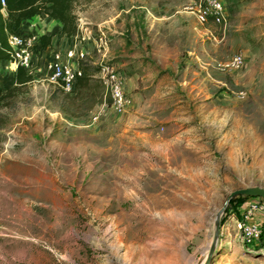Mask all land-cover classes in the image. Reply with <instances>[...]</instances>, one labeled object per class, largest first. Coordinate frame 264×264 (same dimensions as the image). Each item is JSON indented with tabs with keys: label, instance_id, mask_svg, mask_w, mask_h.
I'll list each match as a JSON object with an SVG mask.
<instances>
[{
	"label": "rangeland",
	"instance_id": "1",
	"mask_svg": "<svg viewBox=\"0 0 264 264\" xmlns=\"http://www.w3.org/2000/svg\"><path fill=\"white\" fill-rule=\"evenodd\" d=\"M191 1H73L76 20L108 28L107 63L131 102L87 118L103 91L90 63L78 95L43 61L18 85L0 108V264H264V214L252 247L230 218L264 205L244 194L221 212L206 263L225 195L264 189V0H224L226 23L205 26ZM31 20L60 36L44 11ZM239 51L241 69L217 67ZM14 71L0 68L1 89Z\"/></svg>",
	"mask_w": 264,
	"mask_h": 264
},
{
	"label": "built area",
	"instance_id": "2",
	"mask_svg": "<svg viewBox=\"0 0 264 264\" xmlns=\"http://www.w3.org/2000/svg\"><path fill=\"white\" fill-rule=\"evenodd\" d=\"M1 4L4 6V0H1ZM1 10L4 12L3 7ZM185 10L202 26L226 23L224 0H192ZM8 43L11 57L9 62L13 63L15 69L20 66L27 75H31L37 64L43 61L42 71L47 79L69 95L76 91L78 78L82 76V63L99 66L96 76L104 87V94L96 109L85 114L91 121L97 122L109 111L121 112L130 105L131 100L121 74L107 63L111 38L105 26L76 20L73 34H60L43 47L40 35L21 25L10 33ZM244 63V54L239 51L216 65L222 71L232 72L241 69ZM255 213L264 214V205L250 202L244 207L242 216H230L237 236L245 247L256 245L262 237L261 222L253 217Z\"/></svg>",
	"mask_w": 264,
	"mask_h": 264
},
{
	"label": "trees",
	"instance_id": "3",
	"mask_svg": "<svg viewBox=\"0 0 264 264\" xmlns=\"http://www.w3.org/2000/svg\"><path fill=\"white\" fill-rule=\"evenodd\" d=\"M75 0H4V6L0 0V62L11 61L10 46L8 38L10 33L18 29L23 20L31 18L36 14L44 11L50 18L57 21L61 25V34L70 35L76 30V16L71 9V5ZM2 7L4 12H2ZM51 37L42 35L40 42L43 47L50 44ZM88 64H81L82 76L78 78L76 84V94H80L82 89L89 91L91 88V73L89 72ZM100 67L96 66L94 72L97 73ZM93 74V71H92ZM14 80L16 85L9 89L0 88V108L3 106H11L13 104L12 97L15 96V91L18 85H24L31 80V76L27 75L23 68L18 66L14 71ZM98 85L103 88L97 101H100L104 94V87L100 80ZM0 113V127L3 125V120Z\"/></svg>",
	"mask_w": 264,
	"mask_h": 264
},
{
	"label": "water",
	"instance_id": "4",
	"mask_svg": "<svg viewBox=\"0 0 264 264\" xmlns=\"http://www.w3.org/2000/svg\"><path fill=\"white\" fill-rule=\"evenodd\" d=\"M235 194H244L246 196H260L262 198H264V189L261 188H252V187H245V188H238V189H234L229 191L223 201H222V205L219 208V210L216 212L215 216H214V224H215V228H214V237H213V242L211 244L210 247V253L209 256L207 258L206 263L209 262V260L211 259L213 252L215 250V245L216 242L218 240V236H219V224H220V214L223 211L224 207L226 206V204L228 203L229 199L235 195Z\"/></svg>",
	"mask_w": 264,
	"mask_h": 264
},
{
	"label": "crops",
	"instance_id": "5",
	"mask_svg": "<svg viewBox=\"0 0 264 264\" xmlns=\"http://www.w3.org/2000/svg\"><path fill=\"white\" fill-rule=\"evenodd\" d=\"M44 21H39V22H37V23H33V21L31 20V18H28V19H25V20H23V22H22V27L23 28H27V29H30V30H32L33 32H35V33H37L38 35H40V36H42V35H45V36H50L51 37V42L53 41V39H54V36H52L51 35V33L50 32H44V31H42L40 28H41V26H42V23H43ZM59 25H57V27H56V30L58 31V33H60V29H61V25H60V23H58ZM40 25V26H39ZM46 58V57H45ZM44 58V59H45ZM9 61H1L0 62V68L1 67H6L7 66V63H8ZM14 67V66H13ZM12 73H13V71H12Z\"/></svg>",
	"mask_w": 264,
	"mask_h": 264
}]
</instances>
